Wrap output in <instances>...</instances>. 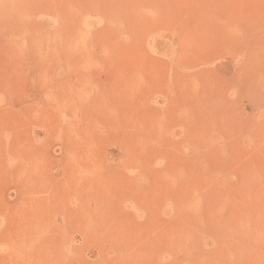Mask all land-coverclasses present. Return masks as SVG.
I'll return each mask as SVG.
<instances>
[{"label": "rangeland", "instance_id": "374dc122", "mask_svg": "<svg viewBox=\"0 0 264 264\" xmlns=\"http://www.w3.org/2000/svg\"><path fill=\"white\" fill-rule=\"evenodd\" d=\"M0 264H264V0H0Z\"/></svg>", "mask_w": 264, "mask_h": 264}, {"label": "bare ground", "instance_id": "6f19581e", "mask_svg": "<svg viewBox=\"0 0 264 264\" xmlns=\"http://www.w3.org/2000/svg\"><path fill=\"white\" fill-rule=\"evenodd\" d=\"M54 99V98H53ZM55 102V101H54ZM55 105H56V103H55ZM65 105H63V107H64ZM58 107V106H57ZM33 211V210H32ZM32 213V212H31ZM28 215V214H27ZM41 215V213H39V216Z\"/></svg>", "mask_w": 264, "mask_h": 264}]
</instances>
